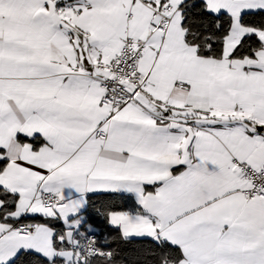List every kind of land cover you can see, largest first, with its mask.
Masks as SVG:
<instances>
[{
	"label": "snow or ice",
	"instance_id": "obj_1",
	"mask_svg": "<svg viewBox=\"0 0 264 264\" xmlns=\"http://www.w3.org/2000/svg\"><path fill=\"white\" fill-rule=\"evenodd\" d=\"M0 264H264V0H0Z\"/></svg>",
	"mask_w": 264,
	"mask_h": 264
}]
</instances>
